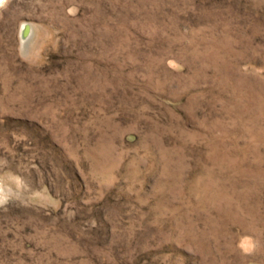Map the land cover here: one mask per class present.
I'll return each instance as SVG.
<instances>
[{
    "label": "rangeland",
    "instance_id": "obj_1",
    "mask_svg": "<svg viewBox=\"0 0 264 264\" xmlns=\"http://www.w3.org/2000/svg\"><path fill=\"white\" fill-rule=\"evenodd\" d=\"M0 264H264V0H4Z\"/></svg>",
    "mask_w": 264,
    "mask_h": 264
},
{
    "label": "bare ground",
    "instance_id": "obj_2",
    "mask_svg": "<svg viewBox=\"0 0 264 264\" xmlns=\"http://www.w3.org/2000/svg\"><path fill=\"white\" fill-rule=\"evenodd\" d=\"M4 0H0V4L3 2Z\"/></svg>",
    "mask_w": 264,
    "mask_h": 264
}]
</instances>
